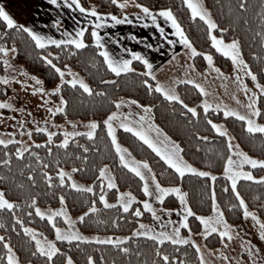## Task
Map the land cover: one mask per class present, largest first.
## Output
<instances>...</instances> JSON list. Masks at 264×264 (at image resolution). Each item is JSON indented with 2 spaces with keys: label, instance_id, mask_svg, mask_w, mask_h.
<instances>
[{
  "label": "trees",
  "instance_id": "1",
  "mask_svg": "<svg viewBox=\"0 0 264 264\" xmlns=\"http://www.w3.org/2000/svg\"><path fill=\"white\" fill-rule=\"evenodd\" d=\"M202 1L218 25L216 29H213V34L219 37L223 36L224 40L238 39L243 59L257 73L260 82L264 83V43L261 42L259 35L264 30V22L260 20L264 0ZM139 2L155 8L169 7L173 10L193 46L198 50V54L195 57L192 56V63L195 64L196 70H203L206 67L204 52L211 53L213 63L221 72L227 73L232 69L231 59L217 51L211 44L206 23L199 17L192 18L184 0H139ZM240 2L246 3L245 9L238 7ZM81 3L86 7L96 6L101 12L111 11L120 14V9L114 5L113 0H81ZM220 29H227V31L222 33ZM4 33L7 35L5 36ZM85 38L88 40V45L84 49H75L74 46L48 45L41 50L35 47L27 33L16 28L8 29L0 19V43L10 46L15 43L14 60L26 72L43 81V86L47 88L54 86L59 80V75L43 61L40 55L41 51L45 55L58 53L57 57L50 56L54 63L62 69L75 70L93 89L92 94H88L83 92L79 85L75 87L66 83L62 85L61 92L54 93L53 96L63 95L68 103L64 106L65 111L55 113L53 118L58 121L95 119L100 125L94 138L90 139L84 133H80V135L71 138L66 147L59 143L62 138L60 132H57L49 142L47 133L32 131L31 136L35 143L31 144L32 147L24 154L23 158L15 156V149L19 147L18 143L0 145V159H7L5 153H11V164H0V188L4 189L8 199L21 205L15 209V214L24 221V226H33L46 237H53L52 222H49L45 217L38 216L35 213V207L30 205V199L33 196L36 197L37 206H56L60 203L59 196L64 195V204L76 217L78 228L85 232L127 234L130 233L138 220L150 217L143 210L140 217L135 215V209L141 207V201L145 198L142 181L130 169L119 163L118 156L111 146L110 137L106 135L107 129L103 125V120L116 107L114 102L121 98L139 100L141 104H151L153 106L152 119L174 141L180 143L185 159L193 165L215 174V181L211 177H201L195 173H186L184 177H180L157 153L133 133L120 127L117 128L119 142L124 144L136 158L147 160L161 184H180L182 190L187 193L188 204L197 214L188 218L191 232H197L201 228V222L197 217L212 211L211 194L213 190L216 194L217 204L223 210L227 221L231 225L238 224L243 218V208L239 206L231 186L221 174L227 159V138L214 132L208 120L224 122L241 149L259 158L264 157V134L249 133L237 117H225L219 109L210 108L205 112L200 103L199 89L186 82L177 83L175 88L185 103L197 108V116L188 113L187 109L178 101H168L162 93L155 90L149 92L142 81L148 79L152 84H155V81L142 74L147 71L140 61H133L132 67L136 71L121 73L117 76L103 62L96 46L91 43L89 32L85 33ZM253 52L256 53V56L252 55ZM3 55L4 53H0V57ZM2 69L3 59H0V74ZM2 98L0 81V101ZM259 106L264 109V98L259 100ZM0 112L7 113L8 111L0 106ZM256 119L264 123V117ZM204 137L207 139H203ZM84 148H87L88 151H84ZM31 152L39 153L41 159L37 160L31 156ZM105 164L111 165L117 188H104L99 184V168ZM69 167L77 169L74 172L77 178L93 182L94 191L72 189L67 182L64 185L59 184L55 173L59 171V168ZM246 167L251 169L250 166ZM251 170L256 175L263 172V168L259 166ZM29 172L33 173L31 178L28 176ZM45 173L52 174V185H49L45 180ZM117 189H127L137 197L127 212L116 204L107 207L99 199V196L104 194L108 201H114L117 197ZM237 190L243 196L248 208L254 210L264 221V183L241 178L237 181ZM93 201L96 203L97 211L88 212ZM158 203L165 208H174L178 206L179 201L174 194H168L162 202ZM86 212L88 215L83 221L77 219ZM54 221L56 225L62 223L58 217ZM13 224L16 227H13ZM181 229L183 232L189 231L185 227H181ZM0 235L10 241L21 262L47 264L44 256L32 255L35 251V242L24 232L19 222L13 219V210L0 209ZM204 241L207 246L214 248L225 239H221L218 233L213 232L205 237ZM57 245L61 249V253L71 255L76 264H87L89 255L93 257L96 264H113V261L115 264H153L154 261L160 260L155 254L157 242L150 237L130 236L129 240L121 241L119 246L107 242L80 240L57 241ZM125 247L130 249L128 253L121 251ZM159 247L169 256L178 258L172 260L171 264H179L180 261H183L184 264H199V256L190 243L174 245L170 241H165ZM2 251L4 249L0 244V252ZM61 253L54 257V264L64 262Z\"/></svg>",
  "mask_w": 264,
  "mask_h": 264
},
{
  "label": "snow or ice",
  "instance_id": "2",
  "mask_svg": "<svg viewBox=\"0 0 264 264\" xmlns=\"http://www.w3.org/2000/svg\"><path fill=\"white\" fill-rule=\"evenodd\" d=\"M52 5H56L57 7L66 6L69 9L78 10L82 16L83 20H78L76 27L69 31L68 29H63V35L66 38H56L53 35L35 30L31 26H25L22 23H18L6 10L3 6H0V19L6 24L8 29H19L23 32L27 33L29 37L34 42L36 48L41 50L45 49L48 45H56V46H74L75 49H84L88 45V40L85 38V33H90L91 43L96 46L97 51L103 59V62L106 64L107 68L111 70L112 73H115L117 76L121 73H129L132 71H136L133 67V61H140L142 65L147 68L145 74L152 78L155 81V84L149 82L148 79H144L142 83L146 86L149 92L155 90L159 93H162L163 96L168 101H178L180 105H182L185 109H187L188 113L192 116H197V108L195 106H190L185 103V101L181 98L178 92H176L174 85H164L162 82L156 79V76L153 72V64L150 62L147 55L142 53L141 51L133 50L131 48L123 49L120 54H117L113 51L109 50V47L105 43L104 36L101 33V29H103L108 24H119L121 22H131L129 20L130 13L124 11L122 14L118 15L114 12L107 11L101 12L96 6H84L81 3V0H50ZM115 6L120 9H124L128 5V0H113ZM184 3L187 5V8L191 12V16L193 19L199 17L202 21H204L207 25V34L211 38V43L215 46L216 50L223 53L224 56L230 57L233 65L236 66L237 69L243 70L244 75L250 76L252 81L255 82L254 89H250L248 85L241 80L240 73L237 72L236 80L240 82V85L244 89V94L248 96V104L246 105L247 112H241L238 109L230 108L228 106H224L223 116L225 117H237L242 123L243 126L247 129L249 133H261L264 134V123H259L257 121V117H264V109L259 106V100L264 98V83H261L257 77V73L252 70V68L248 65L247 61L243 59L241 53V45L238 39H232L228 42H225L223 36H216L213 34V29L218 27L216 21L212 19L208 10L203 6L200 0H184ZM245 2H240L238 7L240 9L246 8ZM135 7L139 9L135 15L136 17L144 22L145 27H147L148 19L150 18V22L155 25L156 28L159 29V33L161 36H164L165 39V28L162 26L158 18H163L165 24L170 23L171 27L175 30V36L179 37L180 43L187 46L190 50L191 56L195 57L198 54V50L193 46L192 41L189 39L186 34L181 22L177 19L173 10L169 7H159L155 8L153 6H149L146 3H141L139 0H135ZM260 20L264 22V8L260 13ZM57 25H60V21H56ZM60 29L58 28V31ZM223 33L227 31V29H220ZM6 36L7 33H4ZM261 42L264 43V30L260 33ZM133 39L136 37L133 36ZM170 44L175 43V41H168ZM118 43V42H117ZM145 45L148 48H152L153 45L145 41ZM16 46L13 43L12 48L9 49L5 44L0 43V53L7 54L9 51L15 52ZM43 61L51 66L55 70L56 73L59 74V83L50 89H45L43 86V81H41L37 76H32L31 79L36 81L39 87H33V92H39L42 94H47V92L51 93H60L61 86L65 83L71 85L73 87L79 85V87L83 90V92L92 94L93 89L91 86L86 83L83 78H78L75 73L72 74V79H65V72L59 67L54 60L50 58L57 57L58 53H49L45 55L43 51L40 53ZM253 56H256V53H252ZM204 58L207 60L208 64L215 68L216 72H220L219 68H216L213 64V56L209 52L203 53ZM3 59L5 66H9L8 60L5 57H0ZM190 68H195V64L189 65ZM69 71H71L69 69ZM207 71V69H205ZM3 79L5 83H7L6 77H0ZM14 79V77H13ZM27 83V81H23ZM180 83L181 81H176ZM189 85H194L196 89H199L201 93H205L206 89L198 83L195 79H187L186 81ZM50 100L51 97L48 96ZM68 101L65 99L63 95L59 96V101L55 105L54 108H50L49 111L54 115L57 112H64L65 105H67ZM117 109H119L120 105L123 103H129L139 105L140 109L143 110L141 113H136L138 119L133 123L130 112L129 113H121L119 111L110 112L107 117L103 120V125L106 127V135L110 137L111 146L114 148L115 153L119 157V162L121 165L126 166L131 170L139 179L143 182V192L151 197L155 196V200L163 201L164 198L169 193H174L176 197L180 200L181 208L177 211H182V218L179 220V225L187 228L189 232L191 228L189 227L188 218L189 216H196L197 214L193 212L192 207L188 204L187 193L182 190L180 184H174L169 186H164L157 179L155 172L152 171V168L147 160H137L134 156L131 155L129 150L124 147L117 137L116 127L119 126L131 133H133L136 137L139 138L140 141H143L149 148H151L155 153H157L172 169L175 170V173L179 174L180 177H184L186 173H195L201 177H211L213 181H215L216 176L211 172L203 171L200 168L195 167L192 163L188 162L183 153V149L179 142L174 141L171 136H169L163 129L154 122L150 113L152 112L153 106L151 104H141L139 100H123L118 99L115 102ZM204 107V111L207 112L209 108L213 107V105L204 100L201 102ZM0 106L11 108L12 105L8 104L5 101H0ZM217 109L221 107L220 104L215 105ZM114 121L118 123L114 124ZM69 123L75 124V122L69 121ZM208 123L211 127L217 132L220 133L223 137L227 138V159L224 162L223 175L227 177V179L231 182V190L235 194V197L238 199L239 206L243 208V215L245 217H252V219L259 225V235L261 239H264V221L260 219V217L254 212L250 211L247 203L245 202L243 196H241L240 192L237 190V181L242 177L250 180V181H259L264 183V175H254L251 169H255L258 166L260 168H264V159L257 158L255 156L250 155L248 152L243 151L240 148V145L233 144V137L229 135L227 129L221 123L213 122L212 120H208ZM99 122L95 119L87 121L85 135L88 138H94L96 136V130L99 127ZM23 127V125H21ZM32 129H27L28 135L31 136ZM36 131L45 132L48 136V141L51 142L52 138L56 135L55 132L50 131L47 126L40 127L38 126ZM155 133V136L152 135ZM23 134V133H21ZM12 139H3L0 138V145H9L12 143H18L21 147H17L15 149V156L18 158H23L24 154L29 151L32 147L31 144L24 146V142L15 141L16 133L9 134ZM64 139L60 140L59 143L63 146H67L71 138L80 135L79 132L73 130L69 132L66 128L63 130ZM199 135V133H197ZM203 139H207L204 137ZM35 143V141H33ZM235 149V151H233ZM84 151H88L87 148H84ZM51 152V149H49ZM31 156H34L37 160H40L39 153L31 152ZM7 159H0V164L8 165L11 164V153H5ZM235 157V158H234ZM85 159H87L85 157ZM42 162V161H41ZM245 165H250L251 169L245 170ZM58 166V165H57ZM46 167V165H45ZM59 167V166H58ZM147 170V173L150 175L151 181L154 184V190L150 189L148 182V175L145 174L144 170ZM43 171V169H42ZM77 169H71V172H76ZM71 172L66 171L64 168H59V171L55 173V175L59 179V184L64 185L66 182V178L68 181H71L69 187L72 189H86L88 192H93L94 189L91 185H83L78 183L73 179ZM28 176L31 178L33 176L32 172L28 173ZM99 176L103 178L100 183L103 186L104 180H107L108 188H117L115 183V177L110 175L108 172V165H103L99 168ZM45 180L49 185L53 184L52 174L45 173ZM35 183V180H33ZM212 214L211 215H199L197 219L201 222L203 226V236L208 237L210 233H218L221 239L227 238L230 240L232 238L233 232L232 229L235 227L231 225L224 216L223 210L218 206L216 200L215 191H212ZM119 199L116 201L117 204H121L123 206V210L125 212L128 211L132 202L137 200V197L131 192H118ZM99 199L104 202L105 206L112 207L113 205L109 204L106 196L101 194ZM59 201L61 207L58 209H48L47 211L41 209L37 206L36 197L33 196L30 199V205L35 207V213L41 218L47 217L49 222H52V228L55 230L56 239L60 241H72V240H100L99 236H87L80 234L78 230L73 229L71 226L75 224V221L68 215L66 208L63 206L65 197L64 195L59 196ZM145 209H148L152 212L153 217L156 220H160L161 217L156 214V210L153 208L152 204L148 199L141 201ZM231 206V205H230ZM21 207L20 204L8 199L5 195L4 189L0 188V209L7 208L9 210H13V219L18 221L20 226L23 227V230L26 234L31 237V240L35 242L34 248L35 251L32 253L33 256L39 254L46 258L47 264H54V257L61 253V249L57 246L56 240L48 239L42 233H39L37 229L24 226V221L15 214V209ZM96 203L92 202V206L88 209V212H96ZM165 212L171 213L173 209H164ZM88 212L81 214L77 217L78 220L83 221L85 216L88 215ZM31 215V213H29ZM57 215L62 216L63 219L68 223V229H61L56 226L54 221V217ZM135 215L140 217L142 215L141 209L137 207L135 209ZM165 224H173L174 227L171 230V234L168 231H156L150 225L144 224L142 222H138V229H133L132 233L137 236L150 237L155 242H157V246L155 248V254L160 258L159 261H154L153 264H171L172 260H177L178 258L175 256H169L167 253L161 250L159 247L163 245L165 241H170L172 244H191L194 246V250L196 254L199 256V264H209V262L205 259L204 252L201 249V245L197 243L196 240H193L191 236H182L180 232V227L177 226V222L172 221L171 218L165 221ZM13 227H16L13 224ZM163 227V225H162ZM103 239L107 240L111 244H115L119 246L121 241H127L130 239V236H120V237H104ZM0 244L4 251L0 252V264H21V260L19 256L16 254L12 244L5 236L0 235ZM251 242L245 241L244 247L248 254L254 255L253 249L250 247ZM122 252L128 253L130 251L129 248L125 247L121 249ZM210 253H213L212 249H208ZM256 251H259L258 249ZM215 255L222 256L224 260H228L229 257L223 252H215ZM64 264H75L73 257L71 255L63 254ZM139 255V253H137ZM103 259V257H101ZM29 264L31 262L29 261ZM87 264H96L95 260L91 255L87 257ZM113 264L115 262L113 261ZM179 264H184L183 261H180ZM253 264H256L254 261Z\"/></svg>",
  "mask_w": 264,
  "mask_h": 264
},
{
  "label": "rangeland",
  "instance_id": "3",
  "mask_svg": "<svg viewBox=\"0 0 264 264\" xmlns=\"http://www.w3.org/2000/svg\"><path fill=\"white\" fill-rule=\"evenodd\" d=\"M0 1H1V5H4L5 10H7V11H9L11 13L12 12L13 13L16 12V9L18 8L17 6L19 5V3H18L19 0H0ZM28 2H29V0H26L25 3H28ZM200 2L206 8V6L203 3V1L200 0ZM24 12H26V10H24ZM228 41H230V40H225V42H228ZM6 46L9 49L12 48V46H10V45H6ZM13 55H14L13 51H9L7 54L4 53L3 57H5L8 60L9 66H5V64H4V66H3L4 70H2L1 71L2 73L0 74V77H6L7 78V83H5L3 79H0L1 86H2V93H3V98L1 99V101H5L8 104L12 105L11 108L4 107L8 111L7 112L8 114L0 112V138L12 139V137L9 134L15 132L16 133V136L14 138L15 141H21L22 140L24 142V146L26 147L29 144H33V141H35L32 136L28 135L27 129H29V128H31L33 131H36L38 126H40V127L47 126L50 131H53L55 133L60 132L62 134L61 140L64 139L63 130L65 128L69 132L75 130V131H77L79 133H85L86 124H87V121H89V119H86V120H62V121H58V120H55L53 118V114H52V112L49 111V109L55 107V105L59 101V96L54 97L53 96L54 93H51V92H47V94H42V93H39V92H33L32 91L33 87H39L40 85H38L36 83V81L31 79V77L33 75L29 74L28 72H26L23 69V67L14 60V56ZM3 63H4V61H3ZM15 66L20 68V71L23 72L26 77L23 76V75H20L19 72H17V70H14ZM69 69L71 71H69ZM62 70H64V72H65V79L66 80L67 79H72L73 78L72 77L73 73H75L78 78H83L78 72H76L75 70H73L71 68H64ZM232 71L234 72L235 75L237 74V72H239L240 74L243 73V70L237 69L236 66L233 65V63H232ZM13 77H14V79H13ZM83 80H84V78H83ZM23 81H27V83H24ZM58 83H59V80H58V82L56 84H58ZM254 84H255V82L252 81V79H251L250 84L247 83V85H248V87L250 89L255 90L254 89ZM54 86H52V87H54ZM52 87H50V88H52ZM50 88L45 87L46 90L50 89ZM240 91H243V93L241 94ZM213 93H214V95L216 94V92H214V91H213ZM48 96L51 97L50 100L48 99ZM217 98H221V100L224 101L226 103V105L228 107H230V108L238 109L241 112H247L246 105L248 104V96H246L244 94V89L236 90V89L232 88L231 85H227V87L225 88V90H223L221 95L220 94L217 95ZM127 100H130V99H127ZM1 107H3V106H1ZM116 108L117 107H115V109L113 111H119L121 113H129L130 112V110L127 107H126V109L128 111H126V110L123 111L122 110L123 107H121V105H120L119 109H116ZM135 114H136V112L131 110L130 115L132 116V115H135ZM91 120H93V119H91ZM69 121L75 122V124L69 123ZM213 122L223 124V126L227 129L229 135L233 137L232 143L233 144H237L236 139L231 134V132L229 131L227 125L224 122L218 121V120L217 121H213ZM116 123H118V122L114 121V124H116ZM259 123H262V122H259ZM21 125H23V127H21ZM117 128L118 127H116V131H117ZM214 132H216V131L214 130ZM21 133H23V134H21ZM218 134H220V133H218ZM122 145L124 147H126L124 144H122ZM19 147H21L20 144H19ZM233 151H235V149ZM129 152H130V150H129ZM131 155H132V153H131ZM257 158H259V157H257ZM136 159L137 160H141V159H138V158H136ZM262 159H264V157H262ZM118 161H119V157H118ZM106 165H108L109 174L113 176V171H112L111 165L110 164H106ZM195 167H197V166H195ZM197 168H200L203 171L211 172V171L206 170V169L201 168V167H197ZM64 169L66 171L71 172L72 168L69 167V168H64ZM249 169H250L249 167L245 166V170H249ZM144 171H145V174L148 175V182H149L150 189L154 190V184L151 181L150 175L147 173L146 169ZM223 171H224V169H223ZM223 171L221 172L222 175H223ZM211 173L213 175H215L213 172H211ZM71 175H72L73 179L76 180L80 184H83V185H86V186L87 185H91L92 187L94 186L93 182H91V181H84V180H81V179L77 178L74 175V172H71ZM254 175H256V174H254ZM260 175H264V168H263V172L261 174H258L257 176H260ZM223 177L228 181L229 185L231 186V182L227 179V177H225L224 175H223ZM102 179L103 178H101L98 175V181H99L100 185H101L100 181ZM66 182L69 185L71 183V181H68L67 178H66ZM142 185H143V182H142ZM164 186H169V185H164ZM103 187L104 188H108L107 187V180H104ZM127 191H129V190H127V189H117V197H116V199L114 201H108L109 204H116L119 207L123 208V206L121 204H117L116 203V201L119 199L118 192H127ZM169 194H174V193H169ZM145 199H148L150 201V203L152 204L153 208L156 210V214L158 216H160L161 219L160 220H156L153 217L152 212L149 211L148 209H145L143 204L141 203V207H139V208L141 209V211L142 210L146 211L149 214L150 217L147 218V219H140V220H138V222H142L144 224L150 225L156 231H165L166 230V231H168L171 234V230L174 227V225L173 224H165V221H167L169 219V217H170L172 221L177 222V226L180 227V232H181L182 236H191V238L193 240H196L197 243H199L201 245V249L204 252L205 259L209 262V264H253L254 261L257 264V258L259 256V251H256V250L259 247H264V239H261V237L259 235V229H258L259 225H257V224L255 225L254 221L250 220V222L253 223V224H247L248 226L247 225L246 226L245 225H237V224L234 225L235 227L232 229L233 235H232V238L230 240H228L227 238H224L225 241H223L219 246L214 247V248H210L209 246H207L205 244V241H204L205 237L202 234L203 233L202 224H201L200 230L197 231V232H191V231L190 232L189 231H187V232L184 231L183 232L182 231L181 227H183V226L179 225V220L182 218L183 213H182V211H177L178 209L181 208L179 198H178V201H179L178 206H176L174 208H165V207L161 206L158 203L160 201L155 200V196L154 195L149 197V196H147L145 194V198L143 200H145ZM103 204H104V202H103ZM63 206L66 208L68 215L75 221V224L71 226L73 229L78 230V232L80 234H83V235L101 237L100 240H88V241L107 242V243H109L107 240H105L103 238L104 237H109V236H111L113 238L120 237V236H125V235L135 236L132 233V230L133 229H138V222H137V224L133 227V229L130 231V233H127V234L85 232V231H82L81 229L78 228V226L76 224V217H74L71 214V212L68 210L67 206L65 204ZM39 207L41 209L47 211L48 209H58V208L61 207V204L59 203L56 206H39ZM164 209H173V211L171 213H168V212H165ZM249 210L250 211H254L252 209H249ZM211 214H212V211L210 213H208V214H205V215H211ZM56 217H58L60 219V221L62 222L61 224L56 225L57 227H60L61 229H68L69 228L68 223L63 219L62 216L57 215ZM56 217H54V219ZM45 218H47V217L45 216ZM243 219H245L244 215H243L242 220ZM162 225H163V227H162ZM27 227H31V228L37 229V228H35L33 226H27ZM37 230H38L39 233H41L39 229H37ZM250 232L253 233V234H249ZM43 235L45 236V234H43ZM47 238L48 239H52V240H56V243H57V241H60V240L56 239L55 230H54V233H53V237L52 238L47 237ZM80 241H84V240H80ZM245 241H250L251 242L250 247L253 249L254 255L250 256L248 254V252L245 250V247H244V242ZM208 249H212L213 253H215V252H223L224 254H226L229 257V259L226 261V260L223 259L222 256L210 253L208 251ZM242 250L246 252V256L245 257H242V255H244L243 252L240 253ZM21 264H27V263L21 262ZM62 264H64V262Z\"/></svg>",
  "mask_w": 264,
  "mask_h": 264
},
{
  "label": "crops",
  "instance_id": "4",
  "mask_svg": "<svg viewBox=\"0 0 264 264\" xmlns=\"http://www.w3.org/2000/svg\"><path fill=\"white\" fill-rule=\"evenodd\" d=\"M25 2L26 0H19V5L17 6L18 8L14 13H11L7 10L6 11L18 23H22L25 26H31L35 30L53 35L56 38H66L63 35V29L72 31L76 27L78 20L84 19L78 10L69 9L66 6H63L62 3L60 7H57L56 5H52L50 0H29L28 3ZM0 6L4 7V5H1V1ZM24 10H26V12H24ZM124 11L130 13V23L121 22L119 24H108L100 30L110 51H113L117 54H120L123 49L126 48L141 51L148 56L150 62L153 64V72L156 76V79L166 86L174 85V87H176V81L184 82L187 79H195L206 89L205 93L200 92V103L204 100H207L213 105V107H211L212 109H217L215 105L220 104L221 107L219 110L222 112L224 110V106L227 105L221 100V98H217V95H221L227 85H231V87L236 90L243 89V87L240 85V82L236 80V75L232 69L227 73H223L221 71L218 73L215 71V68L208 64L207 60L206 67L203 70L190 68L189 65L193 64L190 50L186 45L180 43L179 37L175 36V30L171 27V24H165L163 18L158 19L165 28V36L167 39L160 35L159 29L150 22V18L148 19L147 27H145L144 22L140 21L136 17L135 14L139 12V9L135 7L134 0H128L127 7L120 9V14H122ZM57 20L60 21V25L56 24ZM58 28L60 29L59 31ZM133 36L136 38L133 39ZM170 40L175 41V43L170 44L168 42ZM145 41L151 43L153 47H146ZM215 67L217 68L216 65ZM145 69L148 71L147 68ZM205 69H207V71H205ZM2 70H4V67ZM14 70H17L20 75L25 76V74L20 71V68L15 66ZM240 77L241 80H243L246 84H250V76H246L244 73H242L240 74ZM213 91L216 92L215 95ZM240 93L242 94L243 91H240ZM121 99L127 101L126 98ZM201 106L203 107L202 103ZM121 107H123V111H128L126 109L127 107L129 110L135 111L136 113L142 114L143 112L139 105L136 104L130 105L129 103H123L121 104ZM150 115L152 116L151 113ZM137 117L138 116L136 114L131 116L133 123L138 119ZM117 127L119 128V126ZM152 135L155 136V133H152ZM244 218L245 219H243L237 225L246 226L247 224H253L250 222V220L254 221L252 217L249 218L244 216ZM256 224L257 223L255 222V225ZM249 234L253 233L250 232ZM258 250L259 256L257 258V264H264V247H259ZM242 252L244 254H241L242 257H245L246 252L242 250L240 253Z\"/></svg>",
  "mask_w": 264,
  "mask_h": 264
}]
</instances>
